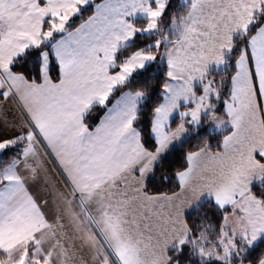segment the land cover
Wrapping results in <instances>:
<instances>
[{
	"label": "snow or ice",
	"instance_id": "snow-or-ice-1",
	"mask_svg": "<svg viewBox=\"0 0 264 264\" xmlns=\"http://www.w3.org/2000/svg\"><path fill=\"white\" fill-rule=\"evenodd\" d=\"M0 264H264V0H0Z\"/></svg>",
	"mask_w": 264,
	"mask_h": 264
}]
</instances>
